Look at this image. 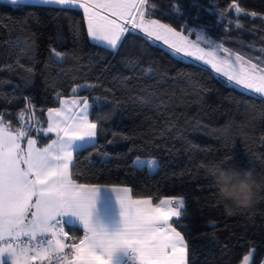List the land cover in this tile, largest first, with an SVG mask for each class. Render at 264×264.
<instances>
[{
	"label": "trees",
	"instance_id": "1",
	"mask_svg": "<svg viewBox=\"0 0 264 264\" xmlns=\"http://www.w3.org/2000/svg\"><path fill=\"white\" fill-rule=\"evenodd\" d=\"M145 11L176 31H201L246 60L264 61V0H148ZM73 95L89 98L90 120L110 117L95 141L73 154L77 184L124 186L153 204L182 197L183 215L172 225L185 237L186 264H239L249 252L248 264H261L264 98L140 31L125 33L113 50L89 39L80 9L0 1V114L20 112L26 102L55 108ZM137 157L155 159V170L135 167ZM207 160L252 172L250 209L228 213L199 168ZM65 230L71 244L83 235L76 225Z\"/></svg>",
	"mask_w": 264,
	"mask_h": 264
},
{
	"label": "snow or ice",
	"instance_id": "2",
	"mask_svg": "<svg viewBox=\"0 0 264 264\" xmlns=\"http://www.w3.org/2000/svg\"><path fill=\"white\" fill-rule=\"evenodd\" d=\"M4 2L13 6L38 3L82 9L89 38L113 50L119 47L125 33L136 29L146 38L163 39L176 53L192 55L190 49L195 48L203 53L197 59L210 63L235 86L264 98V67L241 55L230 61L212 51L204 53L169 25L146 18L148 0ZM221 50L228 53V49ZM55 55L59 58L61 54ZM72 91L76 93L78 89ZM91 107L88 97H76L62 100L60 108L48 109V125L43 132L45 136L54 133L56 139L42 148L37 146V139L30 137V127L12 129L0 119V264H33L53 257L58 264H113L118 251L128 255L131 264H186L185 237L172 225L173 218L179 220L183 215L182 197L160 199L153 205L151 198L133 199L127 187L113 189L120 207L119 229L110 234L93 221L99 188L77 184L70 173L74 152L84 147V142H94L97 136L99 125L90 120ZM24 138L26 148L21 145ZM147 163L151 167L154 162ZM77 224L84 230L83 238L78 243H65L64 238H70L65 226ZM66 248L71 252L65 254ZM244 259L248 261L249 256Z\"/></svg>",
	"mask_w": 264,
	"mask_h": 264
},
{
	"label": "crops",
	"instance_id": "3",
	"mask_svg": "<svg viewBox=\"0 0 264 264\" xmlns=\"http://www.w3.org/2000/svg\"><path fill=\"white\" fill-rule=\"evenodd\" d=\"M0 1H4V0H0ZM34 4H38V3H34ZM49 5H52V4H49ZM80 10L82 12L86 31H87V25H86V21L84 18V12L82 9ZM136 30L139 31V29H136ZM92 42H95V41H92ZM95 43L99 44L98 42H95ZM100 45H103V44H100ZM103 46L109 48L107 45H103ZM76 97H83V96L73 95V96L61 98L59 101V105L55 108L61 107L62 100L70 101L71 99L76 98ZM0 119H2L6 125L10 124L12 129H18L21 127L27 129L30 127L31 131L29 132V135L31 138L37 139L38 147H41V148L45 147L51 142V140L56 139V135L54 133H49L47 136H45L43 132V129H46L48 125V119H49L48 109L36 110L29 102L25 103L23 110L20 112H16L10 116H4L0 114ZM21 145L22 147H25V148L27 147V138H24L21 140ZM89 186H94V187L99 188L97 197H96L95 208H94L93 215H92L93 221L99 222L101 225H103L110 234L114 233L115 231L119 229V226H120V207L117 202V194L113 191V189L121 190L125 187L124 186H104V185H89ZM120 194L123 195L122 192ZM165 198H169V197H165ZM165 198H162V199H165ZM76 226L82 229L83 235L81 238H83L84 230L82 226L78 224ZM123 254H124L123 251L116 252L113 257V264H116L119 261V259L123 256ZM261 264H264V259L261 262Z\"/></svg>",
	"mask_w": 264,
	"mask_h": 264
},
{
	"label": "clouds",
	"instance_id": "4",
	"mask_svg": "<svg viewBox=\"0 0 264 264\" xmlns=\"http://www.w3.org/2000/svg\"><path fill=\"white\" fill-rule=\"evenodd\" d=\"M109 118L99 114L95 122L99 125ZM199 168L212 180L216 196L229 214H243L253 206L255 182L249 169L225 168L222 160L200 161Z\"/></svg>",
	"mask_w": 264,
	"mask_h": 264
},
{
	"label": "rangeland",
	"instance_id": "5",
	"mask_svg": "<svg viewBox=\"0 0 264 264\" xmlns=\"http://www.w3.org/2000/svg\"><path fill=\"white\" fill-rule=\"evenodd\" d=\"M178 32H180V31H178ZM180 33H181V35L187 37L188 41L191 44L198 45L199 48L203 49L204 50V53H207L209 51H212L214 53V55L217 56V57L227 58L230 61H234L235 60V56L237 54H235L234 52H232L229 49H228V53H225L224 51L221 50V48H224V49H227V48H225L224 46H222L220 43L212 40L210 36L204 34L201 31L200 32H198V31H196V32L190 31V32H187V33H182V32H180ZM151 39L154 40V42H157L158 44H160L163 47H165L175 57L181 58L182 60H185V61H194V62H197V63H199L201 65H204V66L208 67L214 74L222 76L229 84H232L233 86H235L234 83L233 82H229L225 76L217 73L212 68V66H211L210 63H205L204 60L197 59V57L200 56V55H202L203 53L196 51L195 48L190 49V51L192 52V55H186L183 52L176 53L173 49H171L167 44L164 43L163 39L156 40L155 37H153ZM169 39H171V37H169ZM262 53L264 54V51H262ZM58 59H60V57ZM205 59H208V57L206 56ZM252 63H255V62H252ZM259 65L261 67H264V63H260ZM235 87L243 90L242 88H240L238 86H235ZM243 91H246V90H243ZM247 92H250V91H247ZM256 95H258V94H256ZM90 143L91 142L86 141V143H84V145H87V144H90ZM147 161H153L154 163L152 164L151 167H149ZM133 165L135 167H144L148 171H151L152 172L156 168V161L153 158L137 157V158H135L133 160ZM245 256H249V258H250V252L247 255H245ZM244 258L242 259V261L239 264H248L249 260L248 261H245Z\"/></svg>",
	"mask_w": 264,
	"mask_h": 264
},
{
	"label": "built area",
	"instance_id": "6",
	"mask_svg": "<svg viewBox=\"0 0 264 264\" xmlns=\"http://www.w3.org/2000/svg\"><path fill=\"white\" fill-rule=\"evenodd\" d=\"M64 230H65V228H64ZM65 232H67V231L65 230ZM68 236H69V234H68ZM61 238H64V237H61ZM64 239H65V243L71 244L69 242V240H68L69 238H64ZM70 252H71V249L70 248H66L65 249V254H68ZM33 264H58V262L55 259V257H53V259L51 261H48V260H45L43 262H41V261H34ZM116 264H131V261L129 260L128 255H126L124 253L123 256L119 259V261Z\"/></svg>",
	"mask_w": 264,
	"mask_h": 264
}]
</instances>
